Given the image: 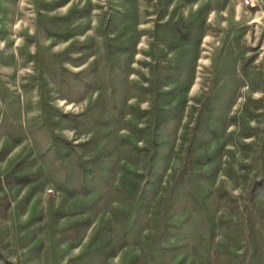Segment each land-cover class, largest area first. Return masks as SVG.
<instances>
[{"label":"rangeland","instance_id":"rangeland-1","mask_svg":"<svg viewBox=\"0 0 264 264\" xmlns=\"http://www.w3.org/2000/svg\"><path fill=\"white\" fill-rule=\"evenodd\" d=\"M0 264H264V0H0Z\"/></svg>","mask_w":264,"mask_h":264},{"label":"built area","instance_id":"built-area-1","mask_svg":"<svg viewBox=\"0 0 264 264\" xmlns=\"http://www.w3.org/2000/svg\"><path fill=\"white\" fill-rule=\"evenodd\" d=\"M246 3H249V0H246ZM51 191V190H50Z\"/></svg>","mask_w":264,"mask_h":264}]
</instances>
